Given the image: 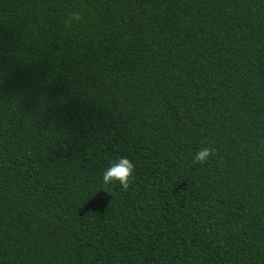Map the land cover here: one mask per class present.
I'll return each instance as SVG.
<instances>
[{
    "label": "trees",
    "instance_id": "16d2710c",
    "mask_svg": "<svg viewBox=\"0 0 264 264\" xmlns=\"http://www.w3.org/2000/svg\"><path fill=\"white\" fill-rule=\"evenodd\" d=\"M0 264H264V0H0Z\"/></svg>",
    "mask_w": 264,
    "mask_h": 264
},
{
    "label": "clouds",
    "instance_id": "9594fccd",
    "mask_svg": "<svg viewBox=\"0 0 264 264\" xmlns=\"http://www.w3.org/2000/svg\"><path fill=\"white\" fill-rule=\"evenodd\" d=\"M80 20L79 12H72L66 23ZM215 152L214 148L204 147L194 152L193 163H204ZM134 165L127 157L121 156L109 162L101 173V181L104 185L118 184L120 189L126 191L133 174Z\"/></svg>",
    "mask_w": 264,
    "mask_h": 264
}]
</instances>
